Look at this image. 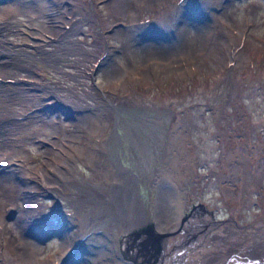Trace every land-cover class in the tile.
I'll list each match as a JSON object with an SVG mask.
<instances>
[{
    "label": "rangeland",
    "instance_id": "rangeland-1",
    "mask_svg": "<svg viewBox=\"0 0 264 264\" xmlns=\"http://www.w3.org/2000/svg\"><path fill=\"white\" fill-rule=\"evenodd\" d=\"M114 1L9 0L3 10L0 0V79L14 98L12 118L0 124V163L18 161L27 175L58 165L68 176L54 170L65 183L30 181L32 233L21 222L26 198H8L17 184L0 182V264H127V227L114 216L127 206L112 191L118 180L103 173L108 160L149 224L160 186L172 194L182 187L184 213L201 201L212 212L199 209L200 219L229 218L208 230L218 237L228 230L232 242L217 250L205 237L190 264H222L230 250L234 264L251 243L256 254L238 264H264V0H126L107 22ZM151 44L163 51L148 57L143 48ZM118 63L122 76L109 75ZM176 129L189 148L179 171ZM21 239L39 243L35 261L10 243ZM167 258L160 254L158 263Z\"/></svg>",
    "mask_w": 264,
    "mask_h": 264
},
{
    "label": "bare ground",
    "instance_id": "bare-ground-1",
    "mask_svg": "<svg viewBox=\"0 0 264 264\" xmlns=\"http://www.w3.org/2000/svg\"><path fill=\"white\" fill-rule=\"evenodd\" d=\"M4 1L5 2H3V3L7 4V7L3 8V10L6 9V8H10V5L11 6L13 5L12 3L10 4L9 0H4ZM125 1L126 0H121V1L120 0H115L112 5L108 6L107 7L108 10L106 12L107 15L105 16V18H106L105 21L111 22L110 19L112 17H114L117 14L118 15L121 14L120 12L126 7V5H124V3H123V7H122L121 3L125 2ZM20 2H21V0H20ZM24 2H26V1H24ZM40 2L43 3V0H40ZM153 2H151V3H153ZM50 3L48 2L47 5H49ZM36 4L37 3L34 2V5H32L33 9H35V8H36V10L40 9L39 6H36ZM18 5L25 6L24 3L23 4H18ZM47 5L46 4H42L43 7L45 6V8H46ZM27 7H29V6H27ZM27 10H29V9H27ZM0 13H2V10L0 11ZM115 17H118V16H115ZM114 23L115 22H112V25H114ZM110 25H111V23H110ZM45 28H47V27H45ZM48 29H49V27H48ZM115 29H117V28L115 27ZM115 34L118 35L117 33H115ZM151 45H152V47L144 46L146 48H143L144 50L146 49V53L150 54L148 57L155 56L156 53L163 51V49H161L159 47H156L153 44H151ZM175 47H179V48L181 47L180 49L184 50L185 48L188 47V44H183L181 46H178V45L177 46L176 45L170 46V50H174ZM158 56L162 57L161 55H158ZM130 64H131V61L127 65H129L130 68L131 67L134 68V66H132L133 64H131V65ZM105 70H107L109 75H112V76L114 75L115 76V74H116L117 75L116 77H119V76L121 77L126 69L121 67L119 65V63H118V64H111V66L107 67ZM5 86L6 85L3 84L2 80L0 79V88H1V91H2V94H0V124L4 123L5 121H7V120L12 118V115L10 117V114H11L10 113V110H11L10 107H11V104L13 103L12 101H13L14 98H13V95L11 93L10 86L8 85L7 88ZM20 97H21L20 99L23 98V100H24V95H21ZM84 119L87 122L90 123L89 124V129L96 128L95 123H93L94 120L91 117L87 116ZM174 136L175 137L173 139H174V142H175L174 143L175 151H178V153L180 155V158L179 159L177 158L178 159L177 160L178 164L174 163L175 164L174 168L178 170V168H180L182 165H185V163H186L185 161H186L187 154H188L187 153V149H189V148H188V145H187V141H185L184 138L181 136V131L180 130L176 129ZM187 160H188V158H187ZM108 161L104 162V164H103L104 169H105V170H103V173H106V175H108L113 180H115V179L118 180V182L116 183L117 185L116 184L114 185V188H113L112 191H115V193H118V195L119 194L121 195V199L124 201L123 203L126 204V206H127L126 207L127 211L128 210L130 211V213H128V215L126 213L127 212L126 210H125L126 212L117 210L116 211L117 213H114V216L116 217L117 226H120L121 228L122 227H127L123 231L125 233V236H127V237H125L122 242L124 243L125 248L128 251H130L132 253L139 251V249H138L139 248L138 247L139 241L138 240H139L140 237L145 235L146 229H149V228L152 229V230H155L157 228L156 229L157 231L165 233V235L162 236V238H164L165 241L166 240H170V244H168L167 241H166V245L164 246V248L167 249V252H168V250L171 249L170 252H168V253L166 252L165 253V254H168V258H167L166 264H190L189 261L193 262V258H195V260L199 259V257H192V256H189V255L193 254L192 253L193 249L195 250L196 247L199 246V248H201L202 246H204L203 239L205 237H207L208 240L211 239V242L213 241L212 243H216V244H214L215 246L216 245H220L219 247H224L223 244L228 243V242L229 243L232 242V241H230L228 239L231 236L230 235L231 232H228V230L226 231L227 233L225 232L224 234H221L220 237H218L216 235H213L211 233V230H208L209 228H215L213 230H217L218 229V231H220V229H222V228H221V226L217 227V225H219L221 223H224V222H217L214 219H208V218L200 219L196 214H192V212L185 214L184 212L181 211V203L183 201V193H182L183 190H182L181 186H180L181 189H180V187L178 188V185L176 187V192L174 191L173 194H172V192H169V191L165 190L164 187L160 186V189L158 190V193H157V208H156V211H155V224H153V225L149 224L148 222H146L144 220V218L142 219V213H144V212H143L142 208H140L141 206L139 207V204H137L136 201H138V200L134 199L135 201H133V199L129 196L127 191L130 188L127 187L128 183H126V180L124 178L125 176H123L122 174H119L118 170L109 168ZM19 164L20 163L18 161L16 163L15 162H11V161H9V162L8 161H6V162L2 161L0 163V165H2L1 168H3V170H0V172H1V174H0V177H1L0 178V182L4 181L5 179L11 178V179H13V183L17 184L15 186L12 185V187L10 188V190H9V192L7 194L8 198H12L15 201L17 196L22 197L21 194H23V197L26 198L25 205H24V207L22 206V210H23V214L24 215L21 218V222L23 223L24 227L28 230V232L32 233V231L29 230V226L31 225V223H30V221H31L30 220L31 219V210L29 209V207H30V205H29L30 204V197L29 196H30L31 190H32L31 187H30V181L35 180L34 179L35 177L36 178L39 177L41 181L42 180H44V181H53L55 179L59 180L58 177L53 173L54 170H56L57 173L60 174V176H62V178L65 177V179H67L68 176L63 171L64 169L62 167L58 166V165H57L58 167L56 165H50V166L40 165L38 167L39 171L37 170L35 172L36 174L27 175V174H23V173L19 172V169L17 168V167L20 166ZM172 175L178 177L179 173L176 170H174ZM59 181L61 182V184H62V181L65 183V180H59ZM32 182H34V181H32ZM178 182H179V180H178ZM2 183H4V182H2ZM64 183H63V185H65ZM160 185H162V184H160ZM125 190H126V192H124ZM170 193H171V195H169ZM114 200H115L114 201L115 204H120V200H118L115 197H114ZM123 206H125V205H123ZM112 209L114 211L116 210V209H114V205H113ZM113 210H111V211L113 212ZM131 210H132V212H131ZM3 214L4 213L0 211V228H2V226H3L2 220L5 218V217H3ZM143 217H144V215H143ZM135 223L136 224H140L141 225L140 228L141 227H143V228L141 230H138L137 228L136 229H130L129 226L130 225L133 226V224H135ZM83 225L84 224L81 221L80 227H83ZM223 227H225V226H223ZM257 229H259V228H257ZM256 232H259V231H256ZM215 234H217V233H215ZM248 236H250V235H248ZM178 237H180L179 239H181V241H180L181 243H179V242L176 243L177 242L176 240L178 239ZM35 238H37V237H35ZM35 238H33V239H35ZM33 239H27V240L26 239L25 240L21 239V240H19L20 242H17V240L16 241L14 240V242H13V240H12L10 243L13 244V246H14L13 248L14 249L19 244L22 246V249H23L22 250V256H23V258L26 261L28 259H31V261L32 260L35 261V255H36V252H38L37 249H38L39 243L37 242V240H33ZM37 239H39V238H37ZM174 240L176 242H174ZM85 241H86V239H85ZM214 241H216V242H214ZM89 245H90V243H89ZM214 245H212V246H214ZM160 246L163 249V245L160 244ZM150 247H152V251H153V246H150ZM219 247H217L215 249L218 250ZM246 247H248V246H246ZM261 250L264 252L263 248H261ZM9 252H10V250H9ZM214 252H216V251H214ZM204 253H205V250H204ZM165 254H163V255H165ZM198 254H199V252H198ZM257 255L259 256V254H257ZM143 256L146 257L145 254H143V255H141V259L143 258ZM137 257L140 259V256H137ZM217 257H218V255L216 256V259H217ZM86 258H88V256ZM213 258H210V259H213ZM152 259L153 260H151V259H145L144 260L143 259V262H139V264H157L158 263V262L155 261L157 258H152ZM217 260H219V258ZM157 261H158V259H157ZM185 261H186V263H185ZM83 262L82 261L81 262L77 261V264H79V263L80 264H84ZM250 262H252V261H250ZM255 262L258 263V261H255ZM127 264H136V263L134 261H131V259H129ZM195 264H198V262H195ZM210 264H216V263H215V261H212Z\"/></svg>",
    "mask_w": 264,
    "mask_h": 264
},
{
    "label": "water",
    "instance_id": "water-1",
    "mask_svg": "<svg viewBox=\"0 0 264 264\" xmlns=\"http://www.w3.org/2000/svg\"><path fill=\"white\" fill-rule=\"evenodd\" d=\"M194 208H199L201 211H207L209 213L212 212V210L210 208L206 207L205 204L203 202H201V201L198 202V203L193 204V206H192V208H191L190 211H192ZM190 211H188V212H190ZM188 212H185V214H187ZM227 219H229V218L219 219V220H216V221L217 222H224L223 220H227ZM249 224L252 225V222L244 223L243 226H245V225L248 226ZM239 226H241V224H239ZM163 235H165V233L159 232L157 230H152L150 228L149 229H146L145 235L142 236V237H140L139 240H138L139 241V243H138V247H139L138 249H139V251L132 253V252L128 251L127 249H125L124 250V254L127 255L129 258H131L136 264H139V262H143V259L144 260L145 259H151V260H153L152 258H157L158 259V257L160 256V254L163 255L164 253L167 252V249L164 248V245L165 244H163L164 241H165V239L162 238ZM160 244L163 245V249L160 246ZM150 246H153V251H152V247H150ZM252 246L253 245L251 244L250 247H249L250 248L249 251H247L246 254H245V258L246 257L248 258L251 255H255L256 254V253H252L251 252ZM237 249H239V251H241V249H243V248L242 247L241 248L239 247ZM161 250L163 252H161ZM243 250H245V249H243ZM170 251H171V249L168 250V252H170ZM228 253L230 254L231 252H228ZM143 254H145L146 257L143 256V258L141 259V255H143ZM229 254H228V256H229ZM241 255L244 256V253L241 254ZM137 256H140V259ZM228 256L226 257V260L225 261H227V258H229ZM245 258H243V259L242 258L241 259H235L234 258L233 261H232V263L235 262V261H245L246 262V259ZM225 261L222 264H227V262L225 263Z\"/></svg>",
    "mask_w": 264,
    "mask_h": 264
},
{
    "label": "trees",
    "instance_id": "trees-1",
    "mask_svg": "<svg viewBox=\"0 0 264 264\" xmlns=\"http://www.w3.org/2000/svg\"><path fill=\"white\" fill-rule=\"evenodd\" d=\"M245 98H246L247 106L249 108L251 115L256 116L255 109H254V107H252V105L254 103L253 97L252 96H246Z\"/></svg>",
    "mask_w": 264,
    "mask_h": 264
},
{
    "label": "flooded vegetation",
    "instance_id": "flooded-vegetation-1",
    "mask_svg": "<svg viewBox=\"0 0 264 264\" xmlns=\"http://www.w3.org/2000/svg\"><path fill=\"white\" fill-rule=\"evenodd\" d=\"M202 212H204V213H207V214H210L209 212H207V211H202ZM190 213V212H189ZM192 214H196L197 216L199 215V208H194L193 209V211H192ZM211 215V214H210ZM238 262H243V261H236L234 264H238ZM245 262V261H244ZM247 263V262H246ZM244 264V263H243Z\"/></svg>",
    "mask_w": 264,
    "mask_h": 264
}]
</instances>
